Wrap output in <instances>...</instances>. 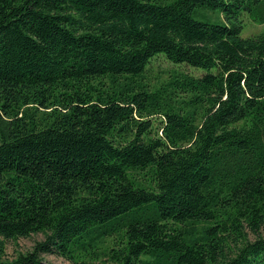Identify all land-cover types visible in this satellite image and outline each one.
<instances>
[{"label":"trees","instance_id":"16d2710c","mask_svg":"<svg viewBox=\"0 0 264 264\" xmlns=\"http://www.w3.org/2000/svg\"><path fill=\"white\" fill-rule=\"evenodd\" d=\"M243 13L264 24V0H0V264H264V28ZM160 55L205 71L152 87Z\"/></svg>","mask_w":264,"mask_h":264},{"label":"rangeland","instance_id":"374dc122","mask_svg":"<svg viewBox=\"0 0 264 264\" xmlns=\"http://www.w3.org/2000/svg\"><path fill=\"white\" fill-rule=\"evenodd\" d=\"M241 19L244 25L243 35L246 37L255 36L259 34L264 28V24L253 21L246 13L242 14ZM174 69H179L194 75H199L205 71L202 68L192 67L186 64H174L167 60L164 56L160 55L157 58H154L149 64L144 74V80L152 87H157L166 81ZM155 122L156 124L158 123L156 120ZM136 177L141 181L150 182V177L147 173L136 174ZM43 237V233L39 232L32 234L29 237H20L16 240H5L2 258L11 259L18 252H25L31 249L35 241L41 240ZM42 257L45 264H84L83 262L79 263L80 261L77 262L54 253H43ZM85 262L86 264H113L105 257H100L98 259L86 258Z\"/></svg>","mask_w":264,"mask_h":264}]
</instances>
